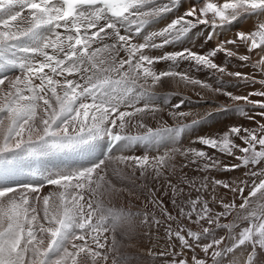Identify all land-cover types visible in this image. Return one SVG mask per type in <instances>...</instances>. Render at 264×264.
<instances>
[{
	"label": "snow or ice",
	"instance_id": "snow-or-ice-1",
	"mask_svg": "<svg viewBox=\"0 0 264 264\" xmlns=\"http://www.w3.org/2000/svg\"><path fill=\"white\" fill-rule=\"evenodd\" d=\"M179 7L182 0H0V181L26 170L38 181L0 187V264H107L118 248L115 237L109 245L104 234L114 233L123 219L142 215L141 223L160 227L162 221L154 212L123 213L105 207V192L113 189L109 164L116 165L112 174L119 178L133 182L143 178L142 186L148 180L162 182L163 194L171 193L177 215L157 197V189L149 187L148 202L168 222L165 233L172 259L165 264H208L206 258H198L196 249L204 257L210 254L211 264H221L218 258L237 249L244 256L232 264H264V166L256 167L264 165V122L256 119L264 120V22L249 32L236 31L206 53L183 48L153 54L185 42L198 26L210 29L206 37L210 41L217 30H231L241 19L264 16V0H203L175 15ZM170 14L174 18L165 26L146 32ZM218 53L248 64L254 72L228 71L215 62ZM253 54L258 57L254 61ZM160 62H167L168 68L158 70ZM182 62L196 71L208 70L221 85L227 76L259 83L262 89L235 95L213 88L178 71ZM167 79L222 93L237 102L231 111L256 126L234 124L219 135L198 137L212 153L180 147V135L200 120L183 123L193 115L179 111L184 100L169 105L168 95L156 91ZM162 104L176 123L170 126L161 120L153 128L146 118L156 119L165 110ZM136 146L165 150L153 156L112 155ZM220 157L238 163L225 164ZM54 158L83 163L74 169L49 166ZM190 166L202 175L189 177L184 169ZM241 167L253 178L250 184L211 175ZM45 185L53 190L42 194ZM218 187L240 193L242 203L225 202L217 195ZM205 194L223 211H215ZM229 216L234 218L222 223ZM184 220L199 230L187 227ZM244 222L247 226H242ZM217 229L227 230L226 236L217 238ZM225 240L229 244L220 248ZM173 241H178L179 251ZM185 250L193 255L188 257ZM149 254L167 256L169 251ZM124 260L113 256L111 264Z\"/></svg>",
	"mask_w": 264,
	"mask_h": 264
},
{
	"label": "bare ground",
	"instance_id": "bare-ground-1",
	"mask_svg": "<svg viewBox=\"0 0 264 264\" xmlns=\"http://www.w3.org/2000/svg\"><path fill=\"white\" fill-rule=\"evenodd\" d=\"M223 1L225 0H212V2H217V3H222ZM202 2L203 0H182L183 7H179L175 15L182 14L183 11L186 10L188 7H190L193 3H196L199 6V4ZM172 18H174V16L170 14L166 19L147 28L146 32L154 31V30H157L165 26V24L170 22ZM251 18L252 20L246 21L247 24L251 26L250 31L254 30L256 27V25L253 23V20L255 21L264 20V16H260V17L253 16ZM260 22H264V21H260ZM237 23H234V26L231 28V30H227V29L217 30L216 37L210 41L206 40V37L208 36L210 29L205 28V26H198L197 29H194L193 32L189 34L190 38L186 39L185 42L181 44L169 45L164 48L157 49L154 51L153 54L158 56V55H162L165 52L179 51V50H182L183 48H191L192 50L198 53H206L214 49L220 41L231 39L234 33L238 31V30H235ZM137 42H143V41L141 39V40H138ZM227 47L232 48L233 46L227 45ZM239 51L241 54H246V49L244 48H241ZM257 58L258 57L255 54H253V61ZM214 59L216 63L222 66H226L228 71H239L241 73H248V74H251L250 71L252 70L254 72V69L248 64H245L244 62H241L236 58L228 59L223 53H218ZM165 65H168V63L160 62L159 64L156 65V67L158 70H160V68L164 67ZM177 70L182 71V72H187L192 77L211 84L213 88L222 87L224 91L232 92L235 95H247L249 92L253 91L251 88L244 87L245 81L239 80L237 78H230L227 76L223 77L225 83L221 85L220 83L217 82V77L213 75L211 72H209L208 70L196 71L192 66H190L186 62H182ZM15 74H18V73H15ZM256 78L260 79L262 77L260 76L259 73H256ZM167 84H168V81L163 83L161 86H158L156 88V91L158 93H161L162 95L163 94L168 95L169 105L179 103V101L183 99L184 103L181 105L179 111L193 113L191 117H188L185 120H183V123L191 124L192 119L200 120V122L196 124L195 126L189 127L190 129H194V130L186 129L180 135V137L178 138V145L180 147H183V148L194 147L197 149H204L205 151H208L209 150L208 148L198 143V139H197L198 137H202V136L213 137V136L219 135L224 126L240 124V119L238 118L244 117L240 113L230 110L232 106L237 102L231 101L227 96L223 95L222 93H216L208 89H201L198 86L194 87L192 85H185L182 82H173L171 79H170L169 87L163 90L164 86H166ZM257 90H261L260 85L258 83L256 84V88L254 91H257ZM198 92L200 93V95H197ZM252 98L260 99V97H252ZM238 103L242 105L244 104L243 101L238 102ZM162 106L164 107L165 110L164 112L158 114L156 119L146 118V122L149 124V126L155 128L159 125L161 120L167 121V124L170 126L175 125L176 121H174L173 118L167 114L168 106H164L163 104ZM225 106L228 107L229 109L228 111L224 110ZM209 113H211V115H208ZM132 131L135 133L136 131H138V129H132ZM164 150H165V147L163 146L160 147L159 153H162ZM159 153L157 152L155 148L149 150V149L144 148L143 146H136V147L124 150L123 152L114 150L112 152V155L120 156V155L148 154L149 156H153ZM178 160H182V158H178ZM80 163H83V161H80ZM114 167H116L115 164H109L108 166V173H109L108 179H110L111 182L115 180L116 184L113 187V190L111 193H105L104 195L103 202L105 203L106 207L112 208L116 210L117 212H123V213H129V212L130 213H137V212L139 213L148 212L149 213L150 211L158 212V209L154 211L153 205L148 202V198L150 196L149 192L145 190L141 186V184L137 181L127 182L124 179L119 178L116 175H113L112 169ZM137 176H139V173H137ZM22 177H24V174L6 178L5 180L0 181V187H7V185L9 186L14 185L13 187H18V185L15 186L18 182V181L16 182L15 180L20 179ZM172 180H173V183L177 182L175 177H172ZM160 184L162 185V182L157 183L156 189L158 192L160 191ZM181 186H184V185H181ZM184 187H185V190L187 191V187L186 186ZM52 190H53L52 186H46L43 189H41V193L47 194L48 192ZM162 196L164 195H161V194L159 195V197H162ZM165 199L167 200L168 198H165ZM165 199L164 201H166ZM129 219H134V220L143 219V216L142 215L132 216ZM104 235L109 239L111 236V232L105 233ZM113 236L115 238L116 236H119L120 239H122L121 243H128V241L136 238L137 242L135 246L139 245L141 242L145 243V240H147V237H144L139 233L136 234V230L133 227H130L127 231H125L124 233L120 235L114 234ZM119 240L117 241L119 242ZM111 242L108 244L110 245ZM156 242L161 243V241H158V240ZM173 243H175V241H173ZM148 244H150V242H148ZM227 244H229V241L226 240L225 245ZM111 254H113V256H117L116 253H111ZM232 254L235 257L234 259L236 260H239L241 257L244 256L243 251L239 249L235 250ZM112 257L110 258L111 260H112ZM119 257H122V256H119ZM218 259H221V258H218ZM125 260L126 261L130 260V257H127ZM221 264H232V263L231 262L229 263L227 260L221 259Z\"/></svg>",
	"mask_w": 264,
	"mask_h": 264
},
{
	"label": "rangeland",
	"instance_id": "rangeland-1",
	"mask_svg": "<svg viewBox=\"0 0 264 264\" xmlns=\"http://www.w3.org/2000/svg\"><path fill=\"white\" fill-rule=\"evenodd\" d=\"M247 20H252V18L250 17ZM247 20L241 19L237 23L235 30H242L243 29L242 25ZM260 21H264V20H256V21L253 20V23L255 25H257ZM167 68H168V65H165L164 67L160 68V70L161 71L162 70H166ZM250 73L252 74L253 70L250 71ZM167 81H168V84L166 86H164L163 90L169 87L170 79H167L166 82ZM256 84L253 85V84H250V83L245 81V84H244L245 86L244 87L245 88H251L254 91L255 88H256ZM260 88L262 89V85H260ZM257 117H258V118H256L257 120H260L261 122H264V120H262L259 116H257ZM238 119H240V124H243L245 127H255L256 126L254 123L247 124V118L246 117H241V118H238ZM229 126H231V125L224 126L222 131H221V133L223 131H225ZM187 129L188 130H194V129H190V128H187ZM195 129H197V128H195ZM208 152L212 153L213 150L209 149ZM220 158L223 160V162L225 164L231 165V164H234V163H238V161H235L231 157H220ZM180 161H182V160H180ZM262 166H264V165H258L256 167H257V169H259ZM184 171L187 173V175L189 177H199L200 175H202L201 173L192 171V166H190V168L184 169ZM247 171H248V169H245V168L241 167V168L236 169L234 171L221 170V171L213 172L211 175L214 176L217 179H221V180H225V181H234L237 185H239L241 181H248L249 184H250L251 179H253V178L245 175V172H247ZM129 175H130V173H129ZM124 180L127 181V182H133V181L128 180V179H124ZM136 181L139 182L141 184V186L145 184L143 178L136 179L134 182H136ZM111 183H112V185L114 187L115 184H116V181L114 180ZM146 183H147V186H142V187L145 190H147L148 192H149V187H152V188H155V189L157 187V183L153 182L152 180H148ZM13 186L7 185V187H13ZM112 190L113 189H109L105 193H111ZM165 190L166 189L160 184V191L159 192L157 191L156 195H158V197H159L160 194L164 195L163 193L165 192ZM216 191H217V195L222 197L225 202H232L234 200L237 205L242 203V199H241L240 193L233 194L228 189H223V188H219V187L217 188ZM248 191H249V189L245 188L243 195L247 196L248 195ZM158 193H160V194H158ZM149 194H150V192H149ZM191 195H192L193 198H195L197 193L195 191H192ZM164 196H165V198H168V199L166 200L164 198ZM164 196H162V197L166 201H164V199L162 197H159V198H161L164 201V205L167 207L169 212H171L173 215H177L178 210L174 209L172 204H171V193L169 192L168 195H164ZM205 198L209 200L210 205L213 207V209L215 211H223V208H222L221 205H219L218 203H212L211 202V197L209 195L205 194ZM104 205H105V203H104ZM105 207H106V205H105ZM149 214H153V212L150 211ZM154 214H155L157 219H160L162 221V224H161L160 227H156L155 225L143 224V223H141L142 219L134 220V219L126 218V219H123L119 223V225L116 226V230H115L114 233L111 232V236L108 239V243H110L112 241V238H113L114 234H119L120 235V234L124 233L125 231H127L130 227H133L136 230V234L139 233L142 236L147 237V240H145V243L141 242L139 245L135 246V244L137 242L136 238L128 241V243H121L122 239H120L119 236H116V238H115L116 247L118 248V253H116V255H119V256H122V257H126V256L130 257V260H128V261L124 260V264H165L166 261H170L172 259L171 255H170L172 249H170L168 247L169 241H168L166 233H165V227H166V224L168 222L165 221L164 218L161 216L159 209H158V212H154ZM233 218H234L233 216H229V217H227L225 219H222V223H228ZM182 222L187 227H191L193 230H199V226L198 225H193L187 220H184ZM242 226H247V222H244V224ZM175 227H176V225L173 224V228L174 229H175ZM226 231L227 230H224V229H217L216 230L217 238H219L220 236H226ZM117 238H119L120 240L117 239ZM117 240H119V242ZM155 240L156 241L157 240L161 241V243L160 242H156ZM148 242H150V244H148ZM207 242H208L207 240L202 241V243H207ZM157 243H159L160 245L157 244ZM175 243L178 246V247H176L175 251H179L180 249H179L178 241H175ZM225 243H226V240H225ZM225 243L222 244L220 246V248H223V246L225 247ZM136 248H138V249H136ZM165 249H167L169 251V255H167V256L150 255L149 254V250H151L154 253H160V252L164 251ZM185 252H186V255L188 257L193 255V253L188 251V250H185ZM210 253H211V250H210ZM195 254L198 256V258H206L208 260V264H211V255L210 254H209L208 257H204V254H203V252L200 251V249H196ZM112 256H113V254H110L109 261L107 262V264H111L112 260L110 258ZM234 258L235 257H234V255L232 253H229V254L221 257V259L227 260L229 263L230 262L232 263Z\"/></svg>",
	"mask_w": 264,
	"mask_h": 264
},
{
	"label": "crops",
	"instance_id": "crops-1",
	"mask_svg": "<svg viewBox=\"0 0 264 264\" xmlns=\"http://www.w3.org/2000/svg\"><path fill=\"white\" fill-rule=\"evenodd\" d=\"M225 1H223L222 3H224ZM248 19V18H247ZM247 19H244V20H247ZM242 30L245 31V32H249L251 30V26L247 24V22L245 21V23H243L242 25ZM258 118V117H257ZM252 122H250L249 120H247V124H251Z\"/></svg>",
	"mask_w": 264,
	"mask_h": 264
}]
</instances>
